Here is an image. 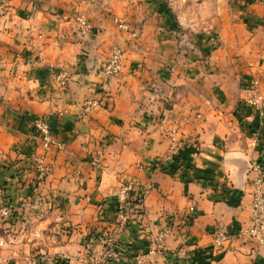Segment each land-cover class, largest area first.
<instances>
[{
	"label": "crops",
	"instance_id": "obj_1",
	"mask_svg": "<svg viewBox=\"0 0 264 264\" xmlns=\"http://www.w3.org/2000/svg\"><path fill=\"white\" fill-rule=\"evenodd\" d=\"M114 47L122 68L109 78ZM50 67L70 71L66 89ZM252 79L259 110L244 102ZM40 117L65 144L47 153L45 178ZM255 160L264 165V0H0L8 264H264V247L242 235ZM124 189L128 223L115 230ZM220 225L231 236L222 249Z\"/></svg>",
	"mask_w": 264,
	"mask_h": 264
},
{
	"label": "built area",
	"instance_id": "obj_2",
	"mask_svg": "<svg viewBox=\"0 0 264 264\" xmlns=\"http://www.w3.org/2000/svg\"><path fill=\"white\" fill-rule=\"evenodd\" d=\"M80 30L86 33L90 26L88 21L83 17L79 18ZM119 28L122 30L127 29L126 24L123 20L118 22ZM123 53L118 47L112 49L111 55L105 61L102 66V72L109 78L116 77L122 68ZM48 75L51 80L53 87L64 90L68 87L70 82V71L67 68L50 67L48 69ZM246 87L244 102L249 108L254 110H259L262 107V95L260 92V83L258 79H252ZM96 105L95 102L87 103L85 106V111L88 112L90 109ZM35 130L38 133L41 140L42 153L36 158L37 171L41 178L47 177L51 171L52 167L47 164V153L52 149L56 148L62 150L65 144L58 141L51 133L48 122L45 118H36L34 124ZM171 137L174 138V132H171ZM179 145L173 142V149H177ZM252 169L256 173V177L253 181V193H252V213L248 225L243 229L242 235L251 240L257 246L264 247V165L259 160H255L252 163ZM128 189H124L118 195V211H117V226L115 230L123 228L128 223L127 210L129 208V195ZM13 213L12 209L8 205H3L0 207V216L6 218ZM109 236L107 244L110 246L114 245L115 242V232ZM231 240V236L226 231L224 226L220 225L214 232L213 244L215 247L222 249ZM6 241L0 239V264H8L3 258V251L5 250ZM112 252H107L106 256H112ZM186 254L184 251L179 252L180 257H184ZM140 262L142 260H139ZM25 264H41L43 259L39 256L27 255L24 259Z\"/></svg>",
	"mask_w": 264,
	"mask_h": 264
},
{
	"label": "trees",
	"instance_id": "obj_3",
	"mask_svg": "<svg viewBox=\"0 0 264 264\" xmlns=\"http://www.w3.org/2000/svg\"><path fill=\"white\" fill-rule=\"evenodd\" d=\"M117 211H118V207H117V210L115 211V213L117 214ZM117 217V216H116Z\"/></svg>",
	"mask_w": 264,
	"mask_h": 264
},
{
	"label": "rangeland",
	"instance_id": "obj_4",
	"mask_svg": "<svg viewBox=\"0 0 264 264\" xmlns=\"http://www.w3.org/2000/svg\"><path fill=\"white\" fill-rule=\"evenodd\" d=\"M114 255V254H113Z\"/></svg>",
	"mask_w": 264,
	"mask_h": 264
}]
</instances>
